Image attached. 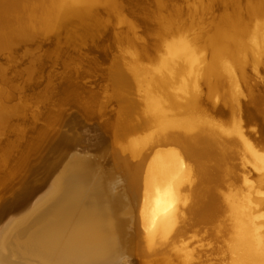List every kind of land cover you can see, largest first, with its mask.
Instances as JSON below:
<instances>
[{
    "label": "bare ground",
    "instance_id": "bare-ground-1",
    "mask_svg": "<svg viewBox=\"0 0 264 264\" xmlns=\"http://www.w3.org/2000/svg\"><path fill=\"white\" fill-rule=\"evenodd\" d=\"M32 45L23 89L48 63L67 82L46 85L30 111L10 105L21 85L0 69V190L27 172L43 178L0 216V264H264V153L236 120L256 119L264 145V95L241 100V83L264 85V0H0V53L12 62ZM100 59L102 102L79 85ZM110 102L106 138L92 128L98 161L69 155L41 167L71 105L92 122ZM226 113L231 124H218L214 114ZM77 120L53 152L85 143ZM202 231L224 241L223 263L185 243Z\"/></svg>",
    "mask_w": 264,
    "mask_h": 264
},
{
    "label": "rangeland",
    "instance_id": "rangeland-1",
    "mask_svg": "<svg viewBox=\"0 0 264 264\" xmlns=\"http://www.w3.org/2000/svg\"><path fill=\"white\" fill-rule=\"evenodd\" d=\"M125 1L126 0H124V2ZM127 5H129V4L127 3ZM103 17H104V19L110 21V28L113 29V25L116 23V22H114L113 18L110 17V15H108L107 13L103 14ZM138 29L144 30L142 32L147 34L143 25H141L140 28H138ZM106 39H108V38H106ZM45 42H46L45 44H47V46L49 47V41H45ZM47 46H45V47L48 48ZM28 49H30L32 52H37L38 45L27 46L25 48L18 50V52H17L18 54H17V56H15V58H13L14 61H12V62L11 61L9 62V60L7 58L8 55H3V53H0V69H3L4 71L6 70V72L9 71L8 77L17 85H19V84L21 85L18 88L17 93L15 94L16 95L15 101L10 102V105H14L20 101H23L29 106L30 111H34V110L40 109V105L35 103L36 101H35L34 97L36 96V94L38 92H40L42 90V88H39V89L29 88L25 85L26 88L23 89V83H24L25 76H23L21 73H27L29 68L27 70H25V72H23L22 70L25 69L26 67H30V65H31L30 62L28 61V59L23 56L25 50H28ZM41 51H43L42 48H41ZM80 52H82L84 54L87 53L85 51V49H81ZM80 54L81 53H78V56ZM73 55H75V54H73ZM89 55H91V53H89ZM21 59H23V60H21ZM95 66L97 68L98 67L100 68V70H98L97 74L90 73V77H86V79H84L82 82L88 83V86L91 88V91L100 92L101 95H99V96L102 99L101 100V102H102V101L106 100V98H104V94H106L105 93L106 91L102 90V87L105 83L102 82V80L98 77V74H99V71H101V69H103L107 66V64H105V62L100 59L99 62L97 61V64H95ZM54 67H55V69H58L59 65H56V66L50 65V67L48 68L49 69L48 71L50 72L52 69H54ZM32 68L33 67H30V70ZM83 68L86 69V67H83ZM14 69H15V71H14ZM37 70H38L36 72L37 74L41 72V68L37 69ZM16 71H19L18 73H20L22 76L17 75V73L15 74ZM248 77H249L248 80L253 79L250 72L248 73ZM262 78H264V77H262ZM257 83L255 80H252L248 85H247V83H244V82L241 83V90H242V96H241L242 99L241 100H243V101L248 100L249 101V99H251L254 96H263L264 95V85L260 84V83L257 84ZM109 109L114 110L116 112L115 109H118V108L116 105H111V106H109L108 110ZM223 109H225V108H223ZM213 117L218 122V124H221L224 126H229L232 122V116L229 113H226L225 115L214 114ZM236 118H237L236 120L240 121V123L243 125V127L246 130L253 133V135L251 136L253 138L251 140L255 144L254 146H256V148L260 152L264 153V145L262 146V144L259 143V141L261 140V133H260V129H259L260 126L258 124L259 122H255L254 120H256V119H254V118H252V121H250L249 119H251V118L248 117V115H246L245 112L242 115H238ZM91 126H92L91 121H88V122L86 121V123L83 125H77L76 128H78L79 133L83 136V139H86L85 143H83L82 146H79L78 149L79 150H86V151H89V152H92L95 154L96 153L99 154V152L102 151L103 149L96 148L95 144H97V141L95 139V132L92 130V128H90ZM104 162L102 165L109 167L108 163H106V161H104ZM256 179H258V178L253 177L251 179L254 186L258 185V183H256ZM132 227H133V229H138L137 224H132ZM206 234H205V231H202L199 235L196 233L195 234L190 233V235L186 239L185 243H189L190 248H196L197 246H199V249H203V246H204L208 251L211 252V254H212L211 258L218 259V261L223 263L224 260H222L221 257L223 256V253H224V247H225L224 241H215L213 239H209L206 237ZM210 252H207V254H210ZM121 264H128V263L126 262V260H123L121 262Z\"/></svg>",
    "mask_w": 264,
    "mask_h": 264
},
{
    "label": "water",
    "instance_id": "water-1",
    "mask_svg": "<svg viewBox=\"0 0 264 264\" xmlns=\"http://www.w3.org/2000/svg\"><path fill=\"white\" fill-rule=\"evenodd\" d=\"M104 40H106V39H104ZM102 43L103 42H100L101 45H102ZM89 53H91L92 56H96V57L99 56L102 59L105 56L102 53H100L98 51V49H95V47H93L91 49V51H89ZM50 65L51 64H49V63L46 64L45 70L42 71V69H41V72L35 76L36 86H34L32 88L45 89V86L48 84H51V83L53 84V82L57 83L58 80H60L59 82L62 81V78H60V76L57 75L58 73L53 75V76H51L49 74L50 72L48 71L49 70L48 68L50 67ZM59 68H60V72L63 71V68L61 66H59ZM71 72H75V71H71ZM66 82L67 81H64L63 86L66 85L65 84ZM57 85H59V87H57ZM79 85L82 86L84 90H91V88L88 86V83L81 82V83H79ZM62 87L60 86V84H58V83L56 84L57 90L61 89ZM111 105H115V104L113 102H110L108 104V106H106L103 109L104 112L98 113L96 116L97 118L95 120H92V126L90 127L93 129H99L100 132L102 133V136H104L105 138L107 136L106 131L102 130L101 129L102 127L100 128V124H102L103 126H104V124L100 123V122L102 120H106L104 122H108L109 124L114 122L116 112L114 110H110V109L108 110L109 106H111ZM77 111H78V109L75 106L71 105L65 113V118H64L65 122L57 125V129H59V130L58 131L56 130L51 134L50 141L47 143L46 147H44L42 152L37 156L38 160L40 158H42V160L39 163V164H41V167L43 165V161H49V160L51 161L52 159H56V157H58V160L60 162L61 161L59 159L60 156H63L64 157L63 160H66V158H68L69 155L70 156L75 155V156H78V157H81V158H84L87 160H92L93 162L98 161V156L96 155L97 153L95 154V153H92V152H89L86 150H79L78 149L79 146H77V147L73 146V148H71L69 150L63 149L61 151H56V152H53V150H52L54 145L57 144V142H58V140H60V138H63L65 136L69 135L70 128L68 126V123L72 122L73 119L74 120H75V118H76V120L78 119L77 120L78 125H83L86 123L87 120L83 119L82 117L80 119ZM101 114H103V115H101ZM40 121H42V119ZM75 127H76V125L73 126L72 130L74 132H76L83 139V136L79 133L78 128H75ZM32 135H34V133H32ZM110 140L111 139H109L108 142H110ZM23 145H24V143H23ZM70 156H69V158H70ZM38 160H37V162H38ZM38 168H39V166H37L35 168V170H37ZM42 183H43V178L40 174H38V172H33V173L27 172L26 175L22 174L18 177V179H16L14 181L13 185L16 184L15 186H13V185L10 187L8 186L10 189H8L6 191L0 190V216L4 212H8L9 210H14V209L19 208V206L22 205L26 194L28 196L33 190L38 189ZM122 189H123L122 187H117V188H114L113 190H111V192L112 193L114 192V194L120 192L119 194H121V196H122L123 195ZM128 264H138V263H137V260L132 259V261Z\"/></svg>",
    "mask_w": 264,
    "mask_h": 264
}]
</instances>
